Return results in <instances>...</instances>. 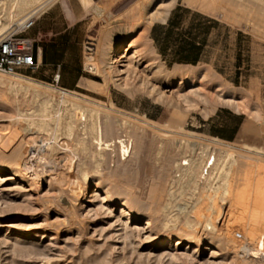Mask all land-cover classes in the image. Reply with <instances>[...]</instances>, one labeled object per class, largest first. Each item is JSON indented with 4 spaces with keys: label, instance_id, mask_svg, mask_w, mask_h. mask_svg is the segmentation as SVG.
<instances>
[{
    "label": "rangeland",
    "instance_id": "obj_1",
    "mask_svg": "<svg viewBox=\"0 0 264 264\" xmlns=\"http://www.w3.org/2000/svg\"><path fill=\"white\" fill-rule=\"evenodd\" d=\"M140 1L47 0L42 9L32 5L5 22L0 34L34 13V25L22 35L34 39L37 67L17 76L0 73V264H264V251L249 255L257 244L244 227L254 225L255 236L264 238V0H175L170 11H190L180 22L184 37L192 24L202 23L196 34L205 44L196 64L169 63L159 54L155 38L169 14L163 23L140 21L120 35L138 18L131 8ZM41 43L54 47L60 63H42L36 48ZM115 44L134 50L131 75L107 64ZM128 57L121 65L129 64ZM24 83L35 93L16 88ZM73 102L125 122L116 130L128 144L127 157L118 151L91 156L75 136L67 137ZM207 158L214 161L204 179L200 166L189 180L182 162L203 165ZM249 173L259 190L252 199L259 202L251 199L247 209V200L234 205L227 195L239 179L244 181L238 186H245ZM223 184L228 191L219 189L212 203L213 188ZM106 193L116 201H100ZM235 212H248L240 214L248 222ZM206 219L212 230H204ZM146 221L149 228L141 230ZM166 237V245L153 246Z\"/></svg>",
    "mask_w": 264,
    "mask_h": 264
},
{
    "label": "bare ground",
    "instance_id": "obj_2",
    "mask_svg": "<svg viewBox=\"0 0 264 264\" xmlns=\"http://www.w3.org/2000/svg\"><path fill=\"white\" fill-rule=\"evenodd\" d=\"M47 1V0H46ZM45 1V2H46ZM44 2V1H43ZM42 1H40V0H0V7L2 8V10L5 12V13H3V23L1 22L0 23V33L4 30V28H5V22L6 21H8V20H12L14 17H18L19 15H21L26 9H28L30 6H34L33 8L34 9H37V10H40V9H42L45 5H46V3L44 2L43 3ZM174 2H175V0H141L138 4H136V6L132 9L131 8V14H132V16H133V18H136V16H138V18L135 20V21H133V22H131V24H130V26L128 27H126V29L124 28V29H121V30H119V32H120V35H125V34H128V33H131V30L133 29V28H135L138 24H139V22L140 21H142V22H144V23H153V22H161V23H163V22H165V20H166V18H167V16H168V14H169V11H170V9L172 8V6H173V4H174ZM135 5V4H134ZM30 8H32V7H30ZM130 9V8H129ZM1 10V9H0ZM2 11V12H3ZM128 13H129V11H128ZM127 13V14H128ZM126 14V13H125ZM131 14H128V15H131ZM124 15V14H123ZM127 15V16H128ZM136 15V16H135ZM1 16V17H2ZM135 16V17H134ZM1 17H0V19H1ZM24 17V16H23ZM125 18H127V17H125ZM129 18H130V16H129ZM132 18V19H133ZM122 19H124V18H122ZM131 19V20H132ZM125 21L126 20H129L128 18L127 19H124ZM134 20V19H133ZM130 21V20H129ZM121 22V21H120ZM127 22V21H126ZM141 22V23H142ZM124 23V22H123ZM123 23H120V24H123ZM129 23V22H128ZM126 24V23H125ZM122 26V25H121ZM125 27V26H124ZM133 27V28H132ZM120 28V27H119ZM118 30V29H117ZM119 35V36H120ZM126 37V36H125ZM115 38V37H114ZM121 38H123V37H121ZM115 42H117V41H115ZM113 43V42H112ZM119 43V42H118ZM133 43V42H132ZM132 46V45H131ZM129 47H130V45H129ZM127 53H129V57L127 58L130 62H129V64L127 63V65L126 66H123V65H121V63L122 62H125V54H127ZM105 56V55H104ZM93 56L92 55H89L88 56V60L90 61V62H93L94 60H93ZM135 58H137V56H135V52H134V50H128V49H126L125 47H124V45L122 46V45H117V44H115L114 45V47H113V49H112V51H111V55H110V57L108 58V63L107 64H109L110 66H111V64L113 65V64H116V67H124L123 69H118L117 70V72L118 73H123V74H127V73H133V72H131V68L129 67L130 66V64H131V60L132 59H134L135 60ZM95 59V58H94ZM107 62V61H106ZM95 64V63H94ZM93 64V65H94ZM105 65V64H104ZM133 66H135L134 64H133ZM115 67V66H114ZM111 68V67H110ZM113 68V67H112ZM115 69V68H114ZM113 72H115L116 73V70H114ZM128 74V75H129ZM131 75V74H130ZM20 81V80H19ZM28 83V82H27ZM25 84V83H24ZM18 87H17V86ZM15 86H16V88H19V90L20 89H22L23 91H25V92H28V91H32L33 93H35V89H34V87L33 86H29V85H26L25 84V86H22V85H20V84H16ZM10 87V86H9ZM17 92V91H16ZM44 94V93H43ZM36 95V94H35ZM34 95V96H35ZM36 97V96H35ZM35 97H33L34 99H35ZM64 97V96H63ZM32 98V97H31ZM47 99V98H46ZM69 99V98H68ZM40 101H42L41 99H40ZM44 102H45V100H44ZM33 103V102H32ZM46 103V102H45ZM62 103V102H61ZM41 104L44 106V103L43 102H41ZM40 104V105H41ZM47 105V104H46ZM90 105V104H89ZM43 106H42V108H43ZM40 108H41V106H40ZM69 108H71V112H69V114L67 115V122H65L66 124H64V125H66L65 126V130H66V135H67V137H70V138H74V137H71V136H75L76 138H77V144L79 145V147H80V150L83 152V153H85V152H87V151H90V155L91 156H97V157H99V158H101L103 155H106L107 154V152H110L111 154L112 153H115V152H117L118 151V155H120V156H122V157H127V155H128V144L126 143V140L123 138V136H119L118 135V132H117V130H116V128L118 127V129L119 128H122L123 126H125V122H123V121H121V122H118V121H113V120H111V118L109 117V115L108 114H106V113H103L102 114V112H100V110L98 109V108H95V106H83V105H79V104H76V103H71V105H70V107ZM43 110H46V109H43ZM66 110V109H65ZM68 110V109H67ZM104 112V111H103ZM63 113V112H62ZM59 114V113H58ZM102 116V119L100 118ZM43 117V116H42ZM46 117V116H45ZM50 118V117H49ZM53 119V118H52ZM52 119H50V120H52ZM57 119V118H56ZM61 119H63L62 117H61ZM114 119V118H113ZM57 120H55V122H56ZM39 124V123H38ZM42 124V123H41ZM62 124V123H61ZM48 125V124H47ZM52 125V124H51ZM43 127H45L46 125L44 124V122H43V125H42ZM41 126V127H42ZM57 126V125H56ZM42 127V128H43ZM47 128V127H46ZM61 128H63V127H61ZM130 128V126H128L127 125V127H125V134L127 135L126 137H127V140H128V142H129V140H130V137H131V130L129 129ZM64 130V131H65ZM124 134V133H123ZM124 134V135H125ZM54 139V138H53ZM68 139V138H67ZM56 140V139H55ZM55 140H54V142H55ZM71 140V139H70ZM131 142H132V140H131ZM55 145H56V142H55ZM57 146V145H56ZM49 147H51V145L49 146ZM76 147V146H75ZM50 149H52V151L53 150H57V147H51ZM60 149H62V148H60ZM60 151V150H59ZM75 153V152H74ZM87 154V153H86ZM34 155V154H33ZM115 155V154H114ZM29 158V157H28ZM122 160H124V158H122ZM210 159L209 158H207L205 161H204V163H203V165H201V162H198V160L197 159H189L188 161H183L182 162V165H184L185 167H183V172H184V174L185 175H187V177H188V179L189 180H191L192 181V179H194V176H195V169H197L198 167H200L201 166V168H200V173H198L199 175L198 176H200L201 178H203L204 179V175H203V171L205 170L207 173H208V169H207V166L210 168V166H212L213 165V161H214V159H211V161H209ZM243 160V159H242ZM246 160V159H245ZM94 161V160H93ZM236 161V160H235ZM250 161H253V160H250ZM260 161V160H259ZM257 162V161H256ZM200 164V165H199ZM222 164V163H221ZM248 164V163H247ZM254 165V164H253ZM245 166H246V164H245ZM262 166H264V165H262ZM248 167H251V166H248ZM259 167V166H258ZM260 167H261V162H260ZM259 167V168H260ZM262 168V167H261ZM182 169V168H181ZM228 170V169H227ZM249 170V169H248ZM259 170H261V169H259ZM220 171V170H219ZM224 171V170H223ZM245 173L247 172L246 170L244 171ZM250 172V171H249ZM252 172H253V170H252ZM2 173H4V170L3 169H0V175L2 174ZM197 173V172H196ZM220 173V172H219ZM225 173V172H224ZM227 173H228V171H227ZM255 173V172H254ZM256 174H257V172H256ZM262 174V173H261ZM15 175V174H14ZM208 175V174H207ZM225 175L227 176V174L225 173ZM260 175V174H259ZM205 176H206V174H205ZM210 176V175H209ZM225 176V177H226ZM233 176V175H232ZM232 176H230L231 178H233ZM254 176H255V174H254ZM261 176V175H260ZM262 176H264V174H262ZM15 177V176H14ZM17 177V176H16ZM184 177V176H183ZM220 177H222V176H220ZM243 177H245L244 179H245V186L244 185H240L241 187H239L238 185L240 184V182L242 183V181L241 180H243V178L240 180L239 179V184H238V182L236 183V185H234L233 184V186H236V187H233L232 185V187L234 188L233 190L230 188V182H229V180H230V178L228 177L227 179H229L228 180V182L230 183L229 184V189H231L233 192L231 193V191H230V195H227V196H230L231 197V194H232V198H231V203L232 204H234V205H236V204H238L241 200H243L244 199V201L245 200H247L248 201V203L247 204H245L246 206H247V209H248V207H250L249 206V203H250V200L252 199V196H253V193L252 192H254L255 193V191L256 190H258V185L257 186H252V179H251V177H253V176H250V173L249 174H247V177L246 176H244L243 175ZM259 176H257V179L256 180H258V182H259V178H258ZM218 178H219V175H218ZM240 178V177H239ZM181 179V178H180ZM197 179V178H196ZM207 179V178H206ZM205 179V180H206ZM234 179H235V177L231 180V182H233L234 181ZM262 179H264V177H261V181H262ZM236 180H237V178H236ZM256 180H255V182H256ZM181 181V180H180ZM207 181V180H206ZM217 181H219V180H216L215 182H217ZM222 181V180H221ZM244 181V180H243ZM254 182V181H253ZM258 182H256V183H258ZM222 183V182H221ZM244 183V182H243ZM212 184V183H211ZM228 184V183H227ZM255 183H253V185H254ZM171 185V184H170ZM259 185H260V182H259ZM261 185L262 186H264V182H261ZM94 186H99V184H98V182L96 181L95 182V184H94ZM206 186V185H205ZM221 185H218V187L216 186V187H214L213 188V194L214 195H211V194H207V195H211L209 198L212 200V203H213V197H215V193H217V191L219 190V189H221V192L222 193H226L227 191H228V189H227V186H226V184L224 185H222L221 187H220ZM242 186H244V189L242 188ZM180 187V186H179ZM211 186H209V188H207L208 190H210L211 188H210ZM220 187V188H219ZM164 188V187H163ZM261 188H264V187H261ZM260 188V189H261ZM195 189V188H194ZM203 189V188H202ZM69 190V189H68ZM86 190H87V188H86ZM204 190V189H203ZM170 191V190H169ZM212 191V190H211ZM208 192V191H207ZM219 192H220V190H219ZM258 192V193H257ZM261 192H262V190L260 191V194H261ZM168 194L170 193V192H167ZM256 193H257V195L259 194V190L258 191H256ZM217 194H219V193H217ZM227 194H229V193H227ZM252 194V195H251ZM226 195V194H225ZM256 195V194H255ZM261 195H264V194H261ZM216 197H217V195H216ZM219 197V196H218ZM223 197V196H222ZM255 197V196H254ZM259 197H260V195H259ZM195 198V197H194ZM256 198H258L257 196H256ZM217 198H214V200H216ZM224 199V198H223ZM230 199V198H229ZM228 199V200H229ZM259 199V198H258ZM252 200H256L257 201V199H252ZM251 200V201H252ZM260 200H261V197H260ZM100 201H102V202H106V201H109L110 203H113L114 201H116V199L114 198V196H108V194L106 193V194H104V195H102L101 196V198H100ZM119 201H120V205L121 206H126V207H131V202H129L128 200H126V199H119ZM210 201V200H209ZM243 201V202H244ZM262 201V200H261ZM261 201H260V204H261ZM211 202V201H210ZM209 202V203H210ZM224 202V201H223ZM257 202H259V200L257 201ZM212 203H211V205H212ZM231 203H229V204H231ZM236 203V204H235ZM252 203V202H251ZM219 204V203H218ZM217 204V205H218ZM243 204V203H242ZM210 205V204H209ZM217 205H212L211 206V208H213V207H216ZM244 205V206H245ZM219 206H220V204H219ZM240 206V205H239ZM238 206V207H239ZM134 207V206H133ZM196 207V206H195ZM201 207V206H200ZM208 207V206H207ZM211 208H210V210H211ZM232 208H235V207H232ZM246 208V207H245ZM261 208V207H260ZM260 208H258V209H260ZM208 209V208H207ZM218 209V208H217ZM241 209V208H240ZM252 209H253V207H252ZM255 209H257V208H255ZM258 209H257V211L256 210H254V211H256V212H258ZM205 210H206V208H205ZM212 210H214V209H212ZM230 209H228V211H229ZM234 210V209H233ZM238 210V209H237ZM262 211H264V209H261ZM199 211V210H198ZM203 211V210H202ZM218 211V210H217ZM217 211H215V213L217 212ZM221 211V209H219V212ZM241 211H242V209H241ZM244 211V210H243ZM242 211V212H243ZM230 212V211H229ZM228 212V213H229ZM237 212V211H236ZM235 212V213H236ZM245 212V211H244ZM249 212H251V211H249ZM186 213V212H185ZM214 213V212H213ZM213 213H212V216H213ZM214 213V214H215ZM234 213V214H235ZM246 213H248V212H246ZM246 213L244 214V213H240L241 215H246ZM252 214H253V210H252V212H251ZM192 214V213H191ZM204 214H206V213H204ZM217 214H218V212H217ZM216 214V215H217ZM220 214V213H219ZM227 214V213H226ZM236 214H238V213H236ZM240 214H238V215H240ZM251 214V215H252ZM261 214H264V213H261ZM228 215V214H227ZM236 216L237 218L238 217H242L241 215L240 216ZM220 216V215H219ZM232 216V215H231ZM231 216L229 217L230 218V222H231ZM259 216H260V214H259ZM209 217V216H208ZM213 217H215V215L213 216ZM244 217V216H243ZM243 217L241 218L242 220H241V223L242 222H244L243 221ZM257 217H258V215H257ZM200 218V217H199ZM204 218V217H203ZM217 218H219V217H217ZM216 218V219H217ZM224 218V217H223ZM226 218H227V216H226ZM232 218H233V216H232ZM236 218V219H237ZM250 219H251V217H249ZM252 218H254V217H252ZM261 218V217H260ZM128 219H132L131 221H134L135 220V218H133V217H131V216H129L128 217ZM211 219V218H210ZM236 219H234V220H236ZM238 219H240V218H238ZM248 219V218H247ZM222 220V219H221ZM224 220V219H223ZM222 220V221H223ZM229 220V219H228ZM233 220V221H234ZM244 220H245V218H244ZM212 221H213V218H212ZM238 221H240V220H238ZM262 221H264V219H262ZM128 222V221H127ZM205 222H207L206 224H205V229L204 230H206V229H209V230H212L213 229V223H211V221L210 222H208V220L206 219V221ZM204 222V223H205ZM213 222H215V219H214V221ZM225 222H226V219H225ZM246 222H248V220H246ZM246 222H244L245 224H246ZM255 222V221H254ZM258 222H260V221H258ZM235 223V222H234ZM262 222H260V224H261ZM226 223H224V225H225ZM237 224V223H236ZM244 224V225H245ZM254 224H256V223H254ZM214 225H216V224H214ZM223 225V228L225 227V226H229V224L227 223L225 226ZM241 224H239V226H240ZM257 225H259V224H257ZM204 226V225H203ZM220 226H222V224L220 225ZM228 226H227V228H228ZM237 225H234V227H236ZM254 226V225H253ZM251 224H247V225H245L244 227H247V229H249V231L252 233H250V235H248V234H246L247 236H248V239H250L252 242L253 241H256V244H257V249H252V250H250V252H249V255L252 257V258H256L257 257V254H258V252H262V251H264V238H261L260 236H258V237H256L255 236V229L256 228H254ZM262 226H264V225H262ZM243 227V228H244ZM260 226H258V228H259ZM149 228V224H148V221H146L145 223H144V227L141 229V230H146V229H148ZM204 228V227H203ZM214 228H215V226H214ZM226 228V227H225ZM224 228V229H225ZM229 228H230V226H229ZM238 228V227H237ZM240 228H242V227H240ZM262 228H264V227H262ZM261 228V229H262ZM232 229V228H231ZM260 229V228H259ZM219 230H222V229H218L217 230V232L219 231ZM228 230V229H227ZM226 230V231H227ZM262 230H264V229H262ZM229 231V230H228ZM232 231H234V230H232ZM245 231V230H244ZM248 231V232H249ZM208 232V231H207ZM212 232V231H211ZM211 232H209V234L211 233ZM213 232H215V231H213ZM216 232V233H217ZM221 232V231H220ZM223 232V231H222ZM225 232V231H224ZM230 232L231 231H229V233L228 234H230ZM234 233V232H233ZM259 233H260V231H259ZM262 233H264V231H262ZM225 234V233H224ZM20 235V237H23V238H35V236H33V234H25V233H20L19 234ZM230 235H232V234H230ZM260 235V234H259ZM262 235V234H261ZM215 236V235H214ZM224 236H226V235H224ZM229 238V237H228ZM232 238H234V237H232ZM226 239H227V237H226ZM247 239V240H248ZM169 240H171L169 237H166V238H163V239H159V240H155L154 242H153V246L154 247H163L164 245H166L168 242H169ZM236 240V239H235ZM19 241H21V240H19ZM230 241V240H229ZM231 242V241H230ZM233 242V241H232ZM180 243H179V240L177 239V240H175V246L174 247H177V245H179ZM229 249H231V248H229ZM240 250V249H239ZM244 251V250H243ZM249 251V250H248ZM246 255V254H245ZM249 264V263H248ZM256 264V263H255Z\"/></svg>",
    "mask_w": 264,
    "mask_h": 264
},
{
    "label": "trees",
    "instance_id": "obj_3",
    "mask_svg": "<svg viewBox=\"0 0 264 264\" xmlns=\"http://www.w3.org/2000/svg\"><path fill=\"white\" fill-rule=\"evenodd\" d=\"M190 12L188 9L176 7L170 11L162 35L155 38L159 54L169 63L196 64L202 59L204 39L199 40L196 31L201 28V22L190 26L189 31L184 32L180 28L183 13ZM193 17L202 20L205 17L194 13Z\"/></svg>",
    "mask_w": 264,
    "mask_h": 264
},
{
    "label": "built area",
    "instance_id": "obj_4",
    "mask_svg": "<svg viewBox=\"0 0 264 264\" xmlns=\"http://www.w3.org/2000/svg\"><path fill=\"white\" fill-rule=\"evenodd\" d=\"M35 23L34 13L11 24L0 34V73L17 76L37 67L34 39L23 36Z\"/></svg>",
    "mask_w": 264,
    "mask_h": 264
},
{
    "label": "crops",
    "instance_id": "obj_5",
    "mask_svg": "<svg viewBox=\"0 0 264 264\" xmlns=\"http://www.w3.org/2000/svg\"><path fill=\"white\" fill-rule=\"evenodd\" d=\"M38 54L44 64H57L60 63V55L51 51L54 47L49 43H41L36 45ZM57 52V51H56Z\"/></svg>",
    "mask_w": 264,
    "mask_h": 264
}]
</instances>
